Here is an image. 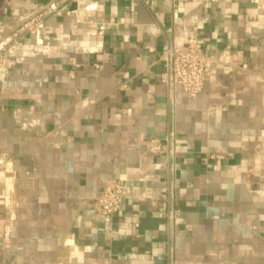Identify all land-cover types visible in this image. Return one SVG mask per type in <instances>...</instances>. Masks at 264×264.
<instances>
[{"label":"crops","instance_id":"crops-1","mask_svg":"<svg viewBox=\"0 0 264 264\" xmlns=\"http://www.w3.org/2000/svg\"><path fill=\"white\" fill-rule=\"evenodd\" d=\"M50 1L0 0V264H264V0H60L8 44ZM193 36L213 62L191 99L161 56Z\"/></svg>","mask_w":264,"mask_h":264},{"label":"built area","instance_id":"built-area-1","mask_svg":"<svg viewBox=\"0 0 264 264\" xmlns=\"http://www.w3.org/2000/svg\"><path fill=\"white\" fill-rule=\"evenodd\" d=\"M64 1L78 3L83 0ZM132 1L148 2V0ZM61 3L60 0L50 1L23 20L7 34L8 44L20 45L23 38L28 34L41 38L44 34L47 17L57 12L61 7ZM161 60L165 68L161 74V82L168 87L170 92L177 87L181 88L191 99L196 98L204 89L213 62L209 54L203 50L200 40L194 36L188 39L185 48H179L172 44L164 46ZM15 63L16 60L10 54L9 48H3L0 51L1 76H5L13 69ZM164 146V141L157 137H151L145 142L146 151L153 154L162 153ZM127 194L128 188L126 185L119 181L110 182L97 200V212L103 215L118 212ZM169 216L174 221L178 216L177 210H171Z\"/></svg>","mask_w":264,"mask_h":264}]
</instances>
